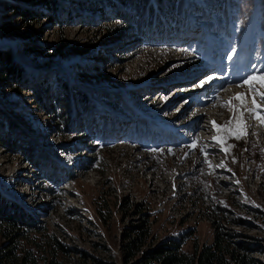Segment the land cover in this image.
<instances>
[{"label":"rangeland","instance_id":"374dc122","mask_svg":"<svg viewBox=\"0 0 264 264\" xmlns=\"http://www.w3.org/2000/svg\"><path fill=\"white\" fill-rule=\"evenodd\" d=\"M62 2V10L76 9L72 0ZM29 4L33 5V0ZM37 10L48 13L25 24L14 15L19 31L13 37L0 38V47L10 49L17 63L45 78L58 69L70 85L89 92L92 113L99 120L111 111L108 102L121 95L135 114L153 126L172 125L189 141L180 146L154 138L141 140L126 124L104 138L96 121L90 131L83 129L82 109H77L73 137L68 138L53 100L60 90L53 88L41 95L48 108L43 112L30 85L0 80V118L16 124L19 131L13 129V135L25 145L37 146L44 156L68 163L77 174L53 183L47 170L33 168L25 154L12 153L0 145V190L22 203L45 223L47 233L72 249L64 264H101L90 263L82 251L106 264H129L134 258L124 263L119 246L130 227L144 219L151 243L187 230L193 241L210 244L216 230L228 234L230 245L252 259L248 264H264V126L234 99L232 106L243 113L246 134L240 139L227 136L223 145L215 144L211 138L217 133L210 123L226 125L233 120L232 127L236 126L238 113L221 103L238 93L245 94L246 107H252L249 89L239 85L252 74L244 66L246 60L249 68L253 66V57L248 58L250 54L244 50L261 33L258 28L248 22L241 31L234 24L233 33L241 31L237 39H209L219 47L216 52L214 46L209 47L214 52L211 58L217 55L229 60L239 51L245 53L238 56L243 59L238 77L221 71L222 64L201 54L193 28H187L192 35L183 39L179 31L175 32L171 44L169 39L158 40L157 35L146 44L131 27L123 31L102 18L95 24L58 22L50 8L39 6ZM2 15L9 16L10 11L4 10ZM200 22L192 19V24ZM204 28L199 27L201 34L206 33ZM205 60L210 68L204 66ZM209 76L213 79L198 86ZM93 89L108 98L94 97L90 94ZM23 135L28 138L25 142ZM193 140H198V146L189 149ZM206 158L212 167L204 162ZM134 204L143 211L137 214ZM215 205L224 210L223 218L214 214L211 208ZM237 243H248L253 249L246 252ZM190 245L186 243L183 249L190 250ZM138 255L139 251L134 257Z\"/></svg>","mask_w":264,"mask_h":264},{"label":"trees","instance_id":"16d2710c","mask_svg":"<svg viewBox=\"0 0 264 264\" xmlns=\"http://www.w3.org/2000/svg\"><path fill=\"white\" fill-rule=\"evenodd\" d=\"M29 1L0 0V38L13 37L19 31L12 19L14 15L19 16L25 24L48 13L37 10L39 6L45 9L50 8L51 16L58 22L95 24L102 18L103 22H113L123 31L131 27L145 40L146 44L153 35H157L158 40L169 39L168 44L172 43L171 36L177 31L182 38L191 36L192 33L187 30L190 27L187 20L188 12L200 14L206 22L210 20L207 23L209 28H207L216 31L218 36L222 33L227 38L233 36L232 38L237 39V35L249 24L248 22H251V27L264 31V0H187L188 3L183 0H72L76 5L75 10L68 8L62 10L65 7L62 0H33V5H30ZM93 8L101 12L95 14L96 11L92 10ZM7 9L10 15L3 16L2 13ZM86 10L89 12L87 13ZM234 23H238L241 27V31H237L235 35L232 31ZM205 37L200 35L198 39L201 40L197 39V44L199 41L205 43L209 36L206 39ZM263 38L251 40L250 48L255 52L257 62L264 64ZM23 73L27 77H24ZM53 73L46 78L45 75H41L42 73L33 75L10 56V49L0 47V80L9 81L12 85H30V90L37 95L36 101L43 112H48V108L41 100V95L47 90L53 91V88L60 90L54 93L53 100L58 106L56 115L68 138L73 137L72 133L78 118L77 109L84 111L83 129L88 128L90 131V126L93 121H96L100 124L99 134L104 138L114 135L118 128L125 126L124 124L143 138L158 129V126H153L150 120L136 115L121 95L108 102L111 111L104 115L105 119L99 120L92 113L94 105L90 102L89 92L84 88L70 85L58 69H54ZM52 84H54L53 87ZM98 92L93 89L90 94L96 98H108L107 94L100 95ZM133 96L135 95H130V98L134 100ZM120 114L124 116L121 117ZM13 129L19 131L13 121L5 122L0 118L1 147L12 153L25 154L33 168L47 170L53 183L59 184L77 175L68 163L54 161L44 156L37 146L25 145L18 141L19 137L13 135ZM158 130H160L158 139L167 143L186 146L189 142L188 138L184 139V135L176 132L172 125H165ZM21 138L24 142L28 140L25 135ZM44 187L47 188V185ZM133 209L137 211V214L143 211L141 208L137 209L135 204ZM211 209L215 215L223 218L222 208L215 205ZM219 223L220 220H217L216 226ZM129 230L130 233L123 237L124 243L119 246L124 263H128L132 258L134 259L129 264H248L252 261L230 245L227 239L228 234H220L216 230L210 244H198L193 241L187 230L176 236L163 237L151 243L147 219L134 224ZM189 242L190 250H184L183 246ZM237 246L246 252L253 249L248 243H237ZM71 251L68 245L62 243L53 234L47 233L45 223L37 220L22 203L8 198L0 190V264H64L65 256ZM137 251L139 255L134 257ZM81 253L86 258H90V263L106 264L97 260L96 257L87 255L85 251Z\"/></svg>","mask_w":264,"mask_h":264},{"label":"snow or ice","instance_id":"6c2138e0","mask_svg":"<svg viewBox=\"0 0 264 264\" xmlns=\"http://www.w3.org/2000/svg\"><path fill=\"white\" fill-rule=\"evenodd\" d=\"M231 59V56L229 57ZM253 69H256V65L252 66ZM213 79V77L209 76L206 80H203L200 82L198 86H203L206 84L209 80ZM259 85V87H257ZM241 87L247 86L249 89V93L251 94L252 98V107L247 108L246 107V101L247 97L243 93H238L236 96L230 98L227 102H222V107H229L233 111H236L238 113L236 120H235V127H232L233 120H229L226 125H217L215 121H211V126L213 131L217 133V135H214L211 139L213 143L223 145L225 142V139L227 136H234L236 139H240L241 135L246 134L244 132V128L242 125V116L243 113H240L237 108H234L232 106L231 101L237 100L239 101L240 107L244 108V111L248 112L250 116L256 120H258L261 124V126H264V72H260L259 69H256L255 72L250 74L247 78L243 79V81L240 83ZM257 99H259L260 103H257ZM226 134V135H222ZM198 140H193L191 144H189L187 147L189 149H196L198 146ZM222 151L227 152L228 148L222 147ZM201 152H204V148H200ZM205 163L209 164V167H212L210 162L207 160V158L204 161ZM220 166H223L221 164Z\"/></svg>","mask_w":264,"mask_h":264}]
</instances>
